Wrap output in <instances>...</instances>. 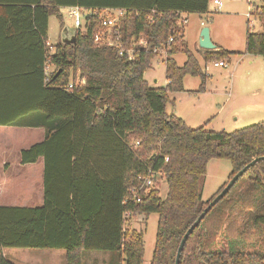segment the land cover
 Instances as JSON below:
<instances>
[{
	"label": "trees",
	"instance_id": "obj_1",
	"mask_svg": "<svg viewBox=\"0 0 264 264\" xmlns=\"http://www.w3.org/2000/svg\"><path fill=\"white\" fill-rule=\"evenodd\" d=\"M208 5L209 0H0V126L44 131L40 141L19 151L20 164L42 160L41 203L0 205V264H14L3 254L6 248L62 249L65 264H83L88 251L107 253V264H142V230L127 223L151 213L157 225L149 264H174L179 242L207 204L241 168L264 156V121L215 132L191 128L166 112L169 93L184 91V76L199 77L198 91H204L206 74L183 42V24L184 15L204 14ZM68 6L96 12L75 29L74 44L59 39L50 52L49 17L61 18L59 9ZM104 8L125 11L110 34L125 51L134 50L132 59L95 41ZM255 12L262 29L247 27L244 53L264 56V7ZM161 53L166 83L150 86L144 72ZM176 53L186 56L180 66ZM233 54L216 46L203 51V60ZM212 159L228 160L231 171L203 201ZM148 169L159 170L161 182L141 189L136 203L130 190L139 189L137 177ZM178 264H264V160L204 215Z\"/></svg>",
	"mask_w": 264,
	"mask_h": 264
},
{
	"label": "rangeland",
	"instance_id": "obj_2",
	"mask_svg": "<svg viewBox=\"0 0 264 264\" xmlns=\"http://www.w3.org/2000/svg\"><path fill=\"white\" fill-rule=\"evenodd\" d=\"M220 1V9L209 0L206 13L184 15L183 42L206 74L204 91H198L199 77L186 75L182 80L184 91L170 92V101L165 108L167 114L181 118L191 128L203 126L206 130L229 133L264 121V56L244 53L247 27L250 31L262 29L255 11L257 7H264V0ZM59 13L61 18L52 15L48 21V42L52 46L60 39L62 28L73 29L72 19L67 16L65 7H61ZM203 27L208 28L210 40L215 46L235 52L229 59L223 60L226 66H214V61L204 62V50L199 46ZM173 58L179 66L186 60L183 53H176ZM162 59L164 56L153 59L151 67L144 72V78L150 86H164L166 83ZM40 138L41 132L32 128L0 127V156L17 158L21 149L28 148ZM230 171L231 164L226 159L209 161L201 187L203 201L210 199L227 182ZM20 184L15 182L16 188ZM160 186L161 196L164 197L167 187L164 182ZM40 191L39 182H31L29 197L24 196L28 199L25 202L29 205L38 203ZM129 223L132 228L142 230V264H149L155 243L157 215L151 213L145 219L136 217ZM5 251L9 255L7 258L15 264H65V252L62 249L6 248ZM104 253L86 252L83 264H93V259L95 264H107L108 257ZM92 255L97 257L93 258Z\"/></svg>",
	"mask_w": 264,
	"mask_h": 264
},
{
	"label": "built area",
	"instance_id": "obj_3",
	"mask_svg": "<svg viewBox=\"0 0 264 264\" xmlns=\"http://www.w3.org/2000/svg\"><path fill=\"white\" fill-rule=\"evenodd\" d=\"M212 3L217 9H220L222 7V3L220 0H212ZM65 9L67 12V16L72 19L73 28L75 29L82 27L85 23L86 18L96 12V10L94 9L84 8L80 6H68V7H65ZM124 12L125 11L120 8H104V9L99 10V14L101 17V30L98 33H96L95 41L100 42L102 44L109 45V46H114L118 48L119 55L125 54L128 59H132L134 50L128 49L125 51L122 47H120V45L117 42H115L111 38V34H110L112 28L117 26L118 21L124 15ZM170 41H171V38H169L168 42ZM46 44L49 47V50L53 49V46L51 43L47 41ZM159 56H164L165 58V55L163 53H161V55ZM163 60L164 59H162V63H163ZM213 65L222 67V66H226V63L224 61H218V62H214ZM68 86L70 87L71 85L69 84ZM137 179L140 182V185L138 186L139 189H137L136 187H133L130 190L131 199L134 200L136 203L140 202L139 191L141 189H144V191L146 192V190H149L150 188L155 186L156 183L160 184L161 182L160 171L148 169L146 175L144 176L139 175ZM126 201H128V199H126L125 202ZM127 215H129V213H125V216Z\"/></svg>",
	"mask_w": 264,
	"mask_h": 264
},
{
	"label": "crops",
	"instance_id": "obj_4",
	"mask_svg": "<svg viewBox=\"0 0 264 264\" xmlns=\"http://www.w3.org/2000/svg\"><path fill=\"white\" fill-rule=\"evenodd\" d=\"M0 127H8V126H0ZM32 129L41 132V138L38 140L40 141L43 138V133H44L43 129L41 128H32ZM41 180H42L41 159L37 160L35 163L20 164L19 157L13 158L6 155L0 156V205L29 206V203L25 202L28 199H25L24 196L29 197L28 193L30 190L31 182H39V187L41 190ZM15 182H21V184L25 183V185L21 186L20 184L19 188H16ZM40 203H41V191H40L38 203L32 205H38ZM3 254L5 255L6 258L7 256H9L6 253L5 249L3 250ZM104 255H107L108 257V254L106 253H104ZM91 257L94 258L97 256L92 255ZM11 258L13 259L12 256ZM11 262L14 263V261ZM92 263L95 264L94 259L92 260Z\"/></svg>",
	"mask_w": 264,
	"mask_h": 264
},
{
	"label": "water",
	"instance_id": "obj_5",
	"mask_svg": "<svg viewBox=\"0 0 264 264\" xmlns=\"http://www.w3.org/2000/svg\"><path fill=\"white\" fill-rule=\"evenodd\" d=\"M76 40V30L73 28L70 30L67 27L62 28L61 30V36L60 41L64 44H74ZM199 46L203 50H213L215 49V45L211 42L209 37V30L206 27H203L200 31L199 35ZM154 83H156V80H154ZM264 160V156L262 157H256L253 160H251L247 165H245L243 168H241L236 174L232 176L231 179L227 182V184L222 188V190L207 204V206L203 209V211L199 214V216L196 218V220L191 224V226L187 229L185 234L183 235L181 241L179 242L177 252L175 255V262L174 264H178L180 252L183 248V245L189 236V234L192 232V230L199 224L201 219L204 217V215L210 210V208L228 191V189L234 184V182L250 167L253 166L257 161Z\"/></svg>",
	"mask_w": 264,
	"mask_h": 264
}]
</instances>
